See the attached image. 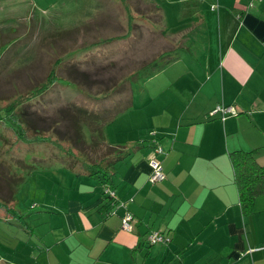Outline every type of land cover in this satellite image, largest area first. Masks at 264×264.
Masks as SVG:
<instances>
[{
    "label": "crops",
    "instance_id": "1",
    "mask_svg": "<svg viewBox=\"0 0 264 264\" xmlns=\"http://www.w3.org/2000/svg\"><path fill=\"white\" fill-rule=\"evenodd\" d=\"M249 1L154 0L156 43L174 34L178 43L161 48L162 62L144 76L154 80L152 97L125 94L127 118L104 135L125 154L108 169L124 206L101 193L106 181L63 168L76 182L60 202L32 200L35 211L22 215L0 207V264H264V212L240 214L227 155L255 148L264 169V0ZM218 103L233 112L208 113ZM146 128L162 148L157 181L147 179ZM255 198L264 205V192ZM124 208L130 231L119 227ZM150 229L168 241L149 244Z\"/></svg>",
    "mask_w": 264,
    "mask_h": 264
},
{
    "label": "rangeland",
    "instance_id": "2",
    "mask_svg": "<svg viewBox=\"0 0 264 264\" xmlns=\"http://www.w3.org/2000/svg\"><path fill=\"white\" fill-rule=\"evenodd\" d=\"M158 21L154 0H0V103L33 92L20 103L19 119L27 135L38 132L44 138L33 151L29 142L12 143L20 138L7 126L0 127V140L5 143L0 145V156L23 176L15 186L18 208L29 213L35 211L32 200L60 202L71 181L76 182L63 168L74 172L84 168L83 162L106 155L103 147H92L88 124L77 116L85 114L89 122L102 126L105 135V130L129 114L120 115L117 110L125 94L132 100L152 97L154 80L144 82L142 74L153 68V61L162 62L156 56L164 52L161 48L178 43L175 34L156 43ZM180 22L176 19L172 27ZM167 30L164 26L161 31ZM165 51L171 57L178 54ZM188 52L179 49L181 58H188ZM113 113L117 114L111 123ZM92 114L98 115L92 118ZM71 119L80 121L83 133L75 140L72 134L77 130L71 128ZM156 140L151 130L150 148ZM104 184L109 185L104 182L101 193L110 205L123 201L116 197L112 203L103 192ZM5 191L2 188L0 193ZM255 200L253 211L243 217L264 212V205ZM19 222L26 224L24 219ZM30 238L33 247H42L40 240Z\"/></svg>",
    "mask_w": 264,
    "mask_h": 264
},
{
    "label": "trees",
    "instance_id": "3",
    "mask_svg": "<svg viewBox=\"0 0 264 264\" xmlns=\"http://www.w3.org/2000/svg\"><path fill=\"white\" fill-rule=\"evenodd\" d=\"M149 61L150 59L148 60V62ZM152 64H153V68L143 73L142 77L149 74L154 68L159 66V64H154V61ZM32 95L33 92H30L25 96H17L11 100H5L2 103H0V127L1 125L7 126L11 131L14 132L15 135H17V137L20 138L18 140L15 139L14 142L12 143L18 141L29 142L31 145L30 150L35 151L37 147L36 145H38L41 141H43L44 138H41V136H37L38 132L34 133L35 135H31V136L27 135L26 129L21 125V119H19V117H21V110H22L20 103L27 101ZM121 109L122 106L119 107L117 110L120 111ZM63 114L64 113H61V115ZM116 114L113 113L111 115V118ZM83 115L85 116V114ZM83 115L81 114L77 117L80 121L86 122L88 124L89 134L90 137H92L90 140L92 142L91 143L92 147L95 149L103 147L104 148L103 152H105L106 155L103 157V159L99 158V160L97 161L83 162L84 168L78 169L77 171L74 172L84 173V175L94 176L96 178L98 177L97 179L98 180L100 179L99 181L104 180L108 183L110 182L108 178L109 177L108 169L112 167L114 161H116L120 157H123L125 154L121 148L118 149V146L110 145L106 142L101 125L98 126L97 124L92 123L93 122L92 120H90L89 122V120H87L89 117L86 116L84 117ZM97 115L98 114H92L91 116L93 118L94 116ZM80 121L76 122L75 119L74 120L71 119L72 122L71 128H73L74 131L77 130V134L76 133L72 134V138L74 140L78 135L81 134L83 135L81 126L79 125ZM36 130L37 129H35V131ZM150 131L151 129H147V128L144 130V133L146 134L149 133V138H150ZM0 142H1L0 143L1 147H3L5 143H2L3 142L2 140H0ZM154 142L159 144L158 140ZM148 145H149V149H151L150 142ZM6 149H8V147H6ZM254 151L255 148L253 149L235 148L229 150L227 154L232 169L233 182L235 184L237 191V203L240 214L242 216H245L253 211L254 198L258 194L264 192V169L255 160V157L253 155ZM31 158L34 159L37 158V156L31 155ZM27 167L29 168L28 164ZM16 168H17L16 166L13 167L7 161L5 156H0V187L6 189L4 195L0 193V207H3L5 211H10L11 213H15L12 206L16 205L17 203V199L15 196L17 187L15 186L20 181L23 180L22 173L21 174L18 173V171H16ZM67 169L72 171L71 168H67ZM24 212L25 211H21L19 215L24 214ZM167 238L169 239L168 236Z\"/></svg>",
    "mask_w": 264,
    "mask_h": 264
},
{
    "label": "built area",
    "instance_id": "4",
    "mask_svg": "<svg viewBox=\"0 0 264 264\" xmlns=\"http://www.w3.org/2000/svg\"><path fill=\"white\" fill-rule=\"evenodd\" d=\"M249 3H251V0L249 1ZM214 112H217L219 114V117H221L222 119L226 112H233V109L231 106H226L221 103H218L215 104L210 110H208V113L210 114ZM161 152L162 150L160 145L156 142H153L151 152L146 161L148 167L147 179L149 181H156L163 177V172L160 169V157H159ZM103 192L110 198L112 203L116 202L117 200L116 195L113 189L109 185L104 184ZM116 205L124 206V200L117 201ZM108 212H112V210H108L106 213ZM132 218L133 217L130 211L124 208L119 218V227L122 230L130 231ZM167 239H168L167 236L159 229L150 230L146 234V240L149 243L166 242Z\"/></svg>",
    "mask_w": 264,
    "mask_h": 264
},
{
    "label": "bare ground",
    "instance_id": "5",
    "mask_svg": "<svg viewBox=\"0 0 264 264\" xmlns=\"http://www.w3.org/2000/svg\"><path fill=\"white\" fill-rule=\"evenodd\" d=\"M161 147V146H160ZM162 149V148H161Z\"/></svg>",
    "mask_w": 264,
    "mask_h": 264
}]
</instances>
